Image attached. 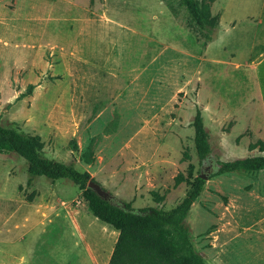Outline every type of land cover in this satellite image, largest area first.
<instances>
[{
	"label": "rangeland",
	"instance_id": "obj_1",
	"mask_svg": "<svg viewBox=\"0 0 264 264\" xmlns=\"http://www.w3.org/2000/svg\"><path fill=\"white\" fill-rule=\"evenodd\" d=\"M210 9L207 39L181 0H0V125L39 135L45 157L137 209L175 206L190 188L174 185L179 172L207 175L184 219L195 251L206 264H264V170L212 174L217 161L264 155L248 148L264 132L248 119L257 72L246 65L264 52V0ZM28 180L24 159L0 153V264H71L106 240L77 185Z\"/></svg>",
	"mask_w": 264,
	"mask_h": 264
},
{
	"label": "trees",
	"instance_id": "obj_2",
	"mask_svg": "<svg viewBox=\"0 0 264 264\" xmlns=\"http://www.w3.org/2000/svg\"><path fill=\"white\" fill-rule=\"evenodd\" d=\"M196 26L206 31L209 39L218 23V14H212L214 0H181ZM34 88L29 84L20 96L30 94ZM193 142L200 163L211 155L208 131L199 108H196L193 121ZM74 144V143H73ZM74 147L75 144H74ZM43 141L37 134H23L13 128L0 125V153H14L25 160L30 182L36 176L51 181L66 179L77 185L82 197L88 202L92 214L100 221L118 230V237L108 264H206L195 251L184 225L190 206L199 196L205 179L196 175L193 179L179 172L174 177V185L186 182L190 188L185 196L172 208L163 210L156 207L134 208L130 202L114 197L111 203L100 198L87 187L94 180L87 171L77 170L72 163L61 162L45 157L41 150ZM249 150L264 151V140L249 143ZM188 157V154L185 153ZM87 163L92 161L89 153L83 155ZM191 166V165H190ZM264 170V155H253L229 161H217L212 174L233 171ZM163 196H157V201Z\"/></svg>",
	"mask_w": 264,
	"mask_h": 264
},
{
	"label": "crops",
	"instance_id": "obj_3",
	"mask_svg": "<svg viewBox=\"0 0 264 264\" xmlns=\"http://www.w3.org/2000/svg\"><path fill=\"white\" fill-rule=\"evenodd\" d=\"M260 55L261 56L257 60L246 64L247 67L252 68L257 72L254 76L255 94L250 96L254 97L252 102L254 106L251 108V112L248 113V119L253 118L254 125L257 127L260 124L264 132V52ZM235 66L240 67V64L235 63ZM259 69H261V72L258 71ZM258 120H260V123ZM85 203L87 204V209L84 207V210H87V213L91 215L92 212L89 209L88 202L86 201ZM108 226L109 229L106 231V240H103L102 243H99L98 241H95V244L92 243V254L87 255L84 258L75 259L71 264H108L114 244L118 237V230L114 229L111 225ZM51 262L52 260L49 261V263ZM65 263L69 264L70 262L67 261Z\"/></svg>",
	"mask_w": 264,
	"mask_h": 264
},
{
	"label": "water",
	"instance_id": "obj_4",
	"mask_svg": "<svg viewBox=\"0 0 264 264\" xmlns=\"http://www.w3.org/2000/svg\"><path fill=\"white\" fill-rule=\"evenodd\" d=\"M199 177L203 179H207L208 176L205 174L200 173L198 175ZM87 187L90 188L92 191H94L100 198L107 200L109 202H113L114 195L110 193L108 190H106L98 181L96 180H89L87 182Z\"/></svg>",
	"mask_w": 264,
	"mask_h": 264
}]
</instances>
